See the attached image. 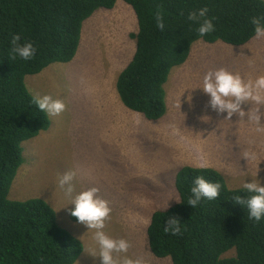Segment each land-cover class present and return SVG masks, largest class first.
<instances>
[{
  "label": "rangeland",
  "instance_id": "rangeland-1",
  "mask_svg": "<svg viewBox=\"0 0 264 264\" xmlns=\"http://www.w3.org/2000/svg\"><path fill=\"white\" fill-rule=\"evenodd\" d=\"M137 30L132 7L116 0L112 8H99L83 21L72 60L25 76L30 92L62 99L66 109L49 117L46 130L22 142L23 162L8 198H43L55 211L57 224L82 242L74 264H100V259L91 255L96 247L92 232L71 219L70 197L59 188V177L68 171L77 172L72 195L97 186L109 201L112 211L104 231L131 244L120 255L144 256L150 264H173L170 256L152 254L147 226L155 209L178 200L174 181L179 168L199 165L202 156L235 189L251 182L257 162L247 163L242 156L253 150L261 161L258 178L264 182V132H257L246 116L225 119L226 113L207 107L209 97L196 88L209 68L224 66L253 78L264 74V38L254 36L243 45L194 41L185 62L171 69L164 84L165 114L146 122L123 105L116 90V77L134 53L131 34ZM243 107L248 111L252 104Z\"/></svg>",
  "mask_w": 264,
  "mask_h": 264
},
{
  "label": "trees",
  "instance_id": "trees-1",
  "mask_svg": "<svg viewBox=\"0 0 264 264\" xmlns=\"http://www.w3.org/2000/svg\"><path fill=\"white\" fill-rule=\"evenodd\" d=\"M136 16L134 53L116 79L123 105L148 120L161 118L167 109L164 84L174 66L185 62L191 45L201 39L243 45L254 37L250 18L264 14L260 0H124ZM116 0H0V264H73L82 242L59 226L53 208L39 197L8 198L23 162L22 142L50 125L46 113L32 102L25 76L37 74L53 62H68L76 54L83 21ZM207 7L215 17V31L199 37L189 12ZM165 18V30L156 27L154 13ZM181 12L183 15H181ZM12 34H21L36 48L24 61L10 55ZM197 176L224 185L220 196L196 208L187 204ZM179 200L152 212L147 226L150 251L170 256L173 264H264V221L248 219L244 206L214 168L183 166L175 176ZM246 198V193H239ZM170 217L180 220L182 233L163 232ZM73 221L77 220L71 216ZM232 251L231 254L226 255Z\"/></svg>",
  "mask_w": 264,
  "mask_h": 264
},
{
  "label": "clouds",
  "instance_id": "clouds-1",
  "mask_svg": "<svg viewBox=\"0 0 264 264\" xmlns=\"http://www.w3.org/2000/svg\"><path fill=\"white\" fill-rule=\"evenodd\" d=\"M260 2L264 4V0H260ZM208 12L209 9L207 7H202L189 12L187 16V20L196 25L195 30L201 38L213 33L216 28L214 24L216 18L210 17ZM181 15H183L182 12ZM153 18L156 27L164 31L166 24L162 13L156 11ZM250 23L254 26L255 39L264 38V14L251 17ZM21 39V34H12L10 55L13 59L19 57L24 61L30 60L34 57L36 48L32 41L24 40L21 43ZM249 67H253V64L250 63ZM196 88L201 89L209 97L207 107L218 114L226 113L225 119L231 120L233 115H237L240 120H243L246 116L247 122L256 125L257 132H264V125L261 124V119L264 117V112H261V107L264 106V74L253 78L251 76L245 77L239 72L231 71L224 66L209 68L204 72L201 83ZM188 100L191 102L192 97L189 96ZM32 102L40 111L46 113L48 117L59 116L66 109L65 102L62 99L54 98L52 95H34ZM246 103L252 104V107L248 111H245L243 107ZM202 119L207 121L209 117L204 116ZM242 157L246 159L247 163L256 161L257 169L253 177H251V182L243 181L238 194L233 195L232 199L235 204L246 208L250 221L259 223L264 221V182L258 178V165L261 161L258 158V153L253 150L244 151ZM185 166L205 168L208 166V162L201 156L199 166ZM76 175L77 172L74 170L64 173L59 177L58 185L70 197L67 204V206H73L70 209V215L75 217L78 223L85 225L88 228V232H92V239L96 247L91 250V255L99 257L100 264H150L149 260L144 256L131 258L127 255H120L122 253L126 254L131 244L126 238H113L104 231L105 221L109 218L112 211L109 201L100 195V188L97 186H90L72 195L75 191L73 180ZM222 189H224V185L221 182L212 183L203 176H197L190 188L187 204L196 208L204 200H216L220 196ZM241 192L247 194L246 198L239 195ZM171 204H166L165 207L159 208L164 209ZM182 230V223L175 217L168 218L166 226L163 227V232L171 236L180 235Z\"/></svg>",
  "mask_w": 264,
  "mask_h": 264
},
{
  "label": "crops",
  "instance_id": "crops-1",
  "mask_svg": "<svg viewBox=\"0 0 264 264\" xmlns=\"http://www.w3.org/2000/svg\"><path fill=\"white\" fill-rule=\"evenodd\" d=\"M139 113V112H138ZM139 116V115H138ZM148 120V119H147ZM150 121H153V120H149V121H146V122H150ZM150 124V123H149ZM187 146L188 147H191V144H189V143H187ZM197 166H199V165H197ZM207 167H210V168H214V167H212V166H207ZM214 169H216V168H214ZM216 170H218V169H216ZM219 171V170H218ZM221 173V172H220ZM222 174V173H221ZM223 175V174H222ZM224 177V176H223ZM225 178V177H224ZM173 202H175V201H171L170 203H173Z\"/></svg>",
  "mask_w": 264,
  "mask_h": 264
}]
</instances>
